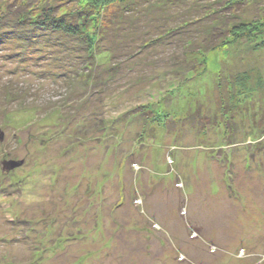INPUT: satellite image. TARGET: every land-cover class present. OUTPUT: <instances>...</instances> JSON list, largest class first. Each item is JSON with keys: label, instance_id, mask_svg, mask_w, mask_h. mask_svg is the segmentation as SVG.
I'll return each instance as SVG.
<instances>
[{"label": "rangeland", "instance_id": "rangeland-1", "mask_svg": "<svg viewBox=\"0 0 264 264\" xmlns=\"http://www.w3.org/2000/svg\"><path fill=\"white\" fill-rule=\"evenodd\" d=\"M0 16V264H264L263 49L211 52L188 84L165 56L138 53L137 38L114 47L139 56L108 84L52 83L50 57L76 54L73 42ZM244 73L241 90L234 76ZM141 130L133 167L120 157L139 151ZM41 206L55 227L32 226Z\"/></svg>", "mask_w": 264, "mask_h": 264}, {"label": "trees", "instance_id": "trees-1", "mask_svg": "<svg viewBox=\"0 0 264 264\" xmlns=\"http://www.w3.org/2000/svg\"><path fill=\"white\" fill-rule=\"evenodd\" d=\"M13 6V10H9V7L6 10L1 9L0 13L7 12L20 23L28 21L29 24L36 25L41 30L59 33L73 42L71 51L76 54H60L57 57H50L49 65L56 66L50 73L45 72V74L49 75L51 79L48 80L52 83L60 80L69 81L68 78L78 82L84 77V84L88 86L100 76L102 81L108 84L122 72V69L129 66L132 70L130 62L136 61L139 56V54H114V47L126 46L137 41V38L142 43L138 53L142 51L143 55L151 52V54H145L150 57L165 56L171 68L174 69L173 73H177V76H186L184 79H187L188 84L192 83L200 75L199 73H204L206 70L205 57L211 52L231 49L236 45L244 46L245 50L253 53L264 50V0H20V2L15 0ZM200 28L199 34L195 30H200ZM121 32L125 35L120 36ZM110 37L114 41L112 52L108 44ZM179 49L180 52L176 53ZM17 56L24 59L27 55ZM28 56L32 57L33 54ZM6 59H10L9 56ZM199 59L202 60L201 63ZM111 60V67H107L100 73L98 70L110 64ZM123 66L124 68L120 69ZM91 72L95 75L91 76ZM247 78H249L248 73L238 74L234 76V83L244 90ZM221 79L223 80L222 70L213 79V84L220 85L218 81ZM183 83L184 81H181L180 85L182 86ZM137 107L138 113L135 116L141 114L142 118V105ZM56 112L58 113V110ZM140 127L142 128V124ZM97 129L92 140L97 141L100 146L107 136L102 133L101 135L100 129ZM121 136V133L117 135L116 132L113 138L121 139ZM141 136L142 130L134 136L136 140H140V146H137L139 151L136 154L131 152L125 157H120L125 164L130 163L133 167H139V164H142ZM173 153L169 151L167 159H163L166 166L165 176H168L169 169L173 166L170 159ZM159 182L162 181L158 179ZM49 186H52L50 188L58 195L66 191L65 189H60V191L53 189L56 187V182L50 183ZM63 186L65 187V184ZM76 187H74V192H76ZM89 189L91 200L96 197L97 193L95 190L93 193L90 187ZM136 201L133 200L134 205H137ZM43 208L41 206L38 214L34 215L32 226L36 227L45 221L44 223L55 227L59 218L48 216L43 212ZM61 208L64 211L66 209ZM63 215L65 214L62 213ZM27 223L31 225L30 222ZM156 224L159 225L153 222L152 227L154 228ZM120 228L123 229V227ZM48 230L43 232L47 236L55 233Z\"/></svg>", "mask_w": 264, "mask_h": 264}]
</instances>
